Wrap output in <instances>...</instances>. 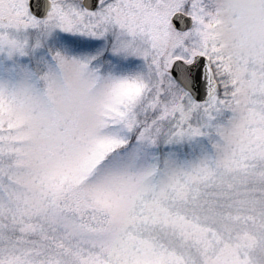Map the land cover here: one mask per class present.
Wrapping results in <instances>:
<instances>
[{
  "label": "snow or ice",
  "instance_id": "6c2138e0",
  "mask_svg": "<svg viewBox=\"0 0 264 264\" xmlns=\"http://www.w3.org/2000/svg\"><path fill=\"white\" fill-rule=\"evenodd\" d=\"M0 264H264V0H0Z\"/></svg>",
  "mask_w": 264,
  "mask_h": 264
}]
</instances>
